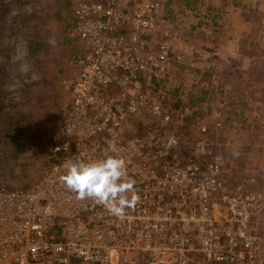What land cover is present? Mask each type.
<instances>
[{
  "label": "built area",
  "instance_id": "2783aa9c",
  "mask_svg": "<svg viewBox=\"0 0 264 264\" xmlns=\"http://www.w3.org/2000/svg\"><path fill=\"white\" fill-rule=\"evenodd\" d=\"M165 1L75 5L69 64L79 71L62 82L71 102L39 178L0 188V264H264V192L254 178L229 188L199 106L173 100L182 57ZM188 123L197 135L186 136ZM111 155L127 162L140 198L119 217L59 179Z\"/></svg>",
  "mask_w": 264,
  "mask_h": 264
},
{
  "label": "rangeland",
  "instance_id": "374dc122",
  "mask_svg": "<svg viewBox=\"0 0 264 264\" xmlns=\"http://www.w3.org/2000/svg\"><path fill=\"white\" fill-rule=\"evenodd\" d=\"M34 8L39 10L34 3L7 7V20ZM164 11L175 22V46L182 57L173 71V100L191 103L206 94V101L198 105L201 121L211 129L227 178L234 186L254 178L255 186L264 189V77L246 74L255 65L264 66V0H166ZM4 16L0 11L1 23ZM23 40L18 37L15 42L17 65L13 61L1 76L5 90L14 103L23 104L27 84L41 81L32 88L30 108L20 107L33 116L20 127L22 135L17 139L0 132V188L13 190L25 189L39 178L52 127L71 102L62 85L69 77L66 71L72 70L71 76L79 71L71 68L70 57L63 68L66 74L48 68L45 81L44 73L27 58ZM248 114L252 121L245 122ZM185 133L195 136L197 127L188 123Z\"/></svg>",
  "mask_w": 264,
  "mask_h": 264
},
{
  "label": "trees",
  "instance_id": "16d2710c",
  "mask_svg": "<svg viewBox=\"0 0 264 264\" xmlns=\"http://www.w3.org/2000/svg\"><path fill=\"white\" fill-rule=\"evenodd\" d=\"M79 0H0V11L4 12L3 22H0V57L3 63L0 65V132L6 136H15L17 139L22 135L23 129L20 128L28 121L33 119L31 111L28 114L20 109L21 105L28 104L29 108L34 98L33 86H37L40 81L27 84V99L23 104L14 103L9 98L5 90V84L2 82L1 76L7 71V67L16 61V39L23 38L27 50V58L33 60L38 69L44 73V80L47 79V69H58L61 73L71 76V72L64 71L65 61L78 52V45L69 36V29L74 23L73 9ZM29 3H34V11L31 13L23 10L7 20L6 14L15 4L19 8H23ZM38 6V7H37ZM40 7V8H39ZM251 20L245 19V24L250 26ZM252 27V26H251ZM250 27V28H251ZM249 41V38H248ZM247 43V40H245ZM243 44V43H242ZM250 78L256 75L264 77V66L255 65L246 72ZM210 77L206 74L204 76ZM42 79V80H43ZM52 76V80H53ZM256 78L255 81H257ZM46 81V80H45ZM207 93V92H205ZM70 97V95L67 94ZM207 95L204 97L193 99L192 105H199L206 101ZM71 101V98H70ZM250 112L249 110H247ZM10 112V113H9ZM201 116V115H200ZM252 121L251 114H248L245 122ZM50 142V140H49ZM45 160V158H44ZM44 164V163H43ZM224 179L230 189L234 188L232 181L229 180L227 168L223 164ZM225 174L227 175L225 178ZM264 192L263 188H259Z\"/></svg>",
  "mask_w": 264,
  "mask_h": 264
},
{
  "label": "clouds",
  "instance_id": "9594fccd",
  "mask_svg": "<svg viewBox=\"0 0 264 264\" xmlns=\"http://www.w3.org/2000/svg\"><path fill=\"white\" fill-rule=\"evenodd\" d=\"M176 144L169 138L167 147ZM128 176L127 162L115 155L92 162L77 161L67 166L60 182L80 200L91 199L104 205L114 216H123L125 210L139 202L134 181Z\"/></svg>",
  "mask_w": 264,
  "mask_h": 264
}]
</instances>
